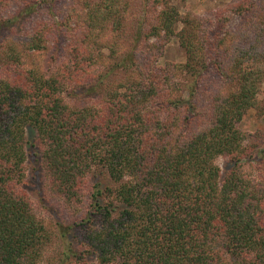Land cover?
<instances>
[{"label":"trees","instance_id":"trees-1","mask_svg":"<svg viewBox=\"0 0 264 264\" xmlns=\"http://www.w3.org/2000/svg\"><path fill=\"white\" fill-rule=\"evenodd\" d=\"M22 3L4 15L9 0H0V264H41L52 242L27 189L32 171L74 216L55 221L64 238L75 230L63 263L264 264V148L245 144L239 128L249 110L264 117L259 6H229L240 26L219 24L209 41L206 22L165 3L148 28L138 22L137 48L122 55L131 0H83L71 35L70 21L54 18L28 27L41 2ZM172 37L186 63L154 66Z\"/></svg>","mask_w":264,"mask_h":264},{"label":"rangeland","instance_id":"rangeland-1","mask_svg":"<svg viewBox=\"0 0 264 264\" xmlns=\"http://www.w3.org/2000/svg\"><path fill=\"white\" fill-rule=\"evenodd\" d=\"M24 0H9V7L4 12V15H10L14 12H16L18 9L22 7V2ZM26 1V0H25ZM41 2V6L38 8L37 14L29 18V22L26 23L28 27H30L32 24H34L35 20L38 21H53L54 19L56 22H67L69 23L70 31L68 35H71V33L79 32L80 27L77 20V10H80L81 3L83 0H51L49 2L45 0H38ZM242 0H131L132 2V10L130 13V20L127 21V28L130 32L129 37L124 38L123 45L124 51L122 55L128 53L129 51H132V49L137 48L136 43L134 42V39L137 32V26L138 22L139 24L143 22L144 19H146V26H148L151 23H154L156 18L159 15V12L163 9L164 4H169L171 6H175L177 11L179 12L180 16L182 18H185L186 16L195 17L198 20L206 22L204 29V34H206L209 37V41H211V38L213 37L214 32L217 29V26L219 24H222L225 26V30L234 31L233 29H236L241 24V17L238 14H235L232 12L231 8H228L229 6L235 5L238 2ZM247 1L248 3L245 4L246 7L249 8L252 2L257 4L259 7H257L254 12H252V15L255 12H261V14H264V0H243ZM76 7V8H75ZM82 9V8H81ZM260 10V11H258ZM220 13V16L216 13ZM0 14H3L0 12ZM54 18V19H53ZM208 21V23H207ZM211 22V23H210ZM25 24V25H26ZM20 25V23L18 24ZM4 27V28H3ZM183 27V23H176V31L180 30ZM8 28L3 26L0 23V36L5 35ZM164 32L162 31L161 34ZM62 38L64 40V37H58ZM111 38H109L110 40ZM156 37H152L150 39L151 42H155ZM68 41V40H67ZM57 42V41H56ZM161 43V42H159ZM53 44H56L55 42H52L49 45V51L44 56L46 59H49L50 55H52L54 46ZM58 46V45H57ZM63 50V43L61 46H59L56 49V52L59 51L62 53ZM138 53L141 56L143 53H145V47L143 46V42L138 47ZM64 54V53H63ZM161 55H158L157 58L153 59L152 63L154 66H165L167 63H173V64H184L186 63V53L184 49L180 46L178 40L176 37H172L168 41L165 42V45L162 49ZM48 57V58H47ZM154 58V57H153ZM139 60V56H138ZM43 63H46V60L42 61ZM210 74V73H209ZM213 74V72H212ZM215 77H212L211 74L207 77V79L210 82H213V79ZM176 82L178 86H182L183 88H188V86L191 84L192 80L188 77V75L184 71H180L176 76ZM183 97L186 99L190 98L188 90H183ZM259 99L264 103V83L261 85L260 91L258 93ZM188 102V101H186ZM198 99L193 101V109L195 110L196 107H200L197 105ZM201 104H203V100L201 101ZM263 110H264V104H262ZM241 131L246 133L248 136V139H246L245 144H253L254 142H257L259 148H264V135L260 134V137H256L255 134H257L258 131H261L264 133V117H260L258 114V111L255 109L249 110L243 117L240 127ZM29 137L32 138V132L28 131ZM252 137H251V136ZM254 139V142L252 140ZM255 156V155H254ZM34 158L32 159V162H34ZM217 164L222 168L223 172L229 167V164L227 162V159L221 157L217 159ZM251 174L256 175L257 173L254 171V169H251ZM37 177L35 178L34 175ZM91 177V176H90ZM89 177V178H90ZM88 178V186H90L92 183L93 177L90 179ZM91 180V181H90ZM94 180V179H93ZM28 186L27 189L29 191V194L38 209L39 215L44 218L45 222L47 223L48 227L51 229L52 233V242L49 243L47 250L44 252V257L41 264H68L66 262L63 263L62 256H63V250L65 247L66 241H73V232H68V236L65 238L61 236L59 231L57 229L59 228H67L66 225L63 227H58L55 225V223L59 220L64 224H69V221L74 218L72 215V212L70 210L65 209L62 207V210L64 212H59L61 207L58 205L53 198V194L50 192L48 185H45V183H40V176L37 174V172H31L28 175ZM45 193L48 197V202L45 201V204L47 208L41 207L40 205L43 203L42 201V193ZM44 194V195H45ZM52 206V207H51ZM86 206V205H85ZM53 207L56 209V211L53 210ZM57 207V208H56ZM58 214H61L63 216V219H59L57 216ZM76 216H79L77 213ZM56 221V222H55ZM58 227V228H57ZM64 229V228H63ZM63 232V231H62ZM65 232V231H64ZM66 240V241H65Z\"/></svg>","mask_w":264,"mask_h":264}]
</instances>
